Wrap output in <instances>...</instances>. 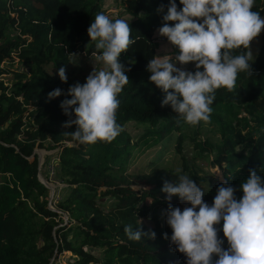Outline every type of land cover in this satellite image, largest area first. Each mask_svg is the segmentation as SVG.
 <instances>
[{
	"label": "trees",
	"instance_id": "obj_1",
	"mask_svg": "<svg viewBox=\"0 0 264 264\" xmlns=\"http://www.w3.org/2000/svg\"><path fill=\"white\" fill-rule=\"evenodd\" d=\"M121 1L136 41L120 57L130 68L129 83L118 96L117 122L123 131L111 143L84 145L71 135L76 125L64 127L69 117L60 105L71 99L70 86L86 82L87 76L78 80L72 69L77 55L102 54L87 29L98 12L106 14L103 0H0V264H51L63 254L71 255L68 264H187L184 254L163 236L167 232L170 237L172 229L162 215L169 202L161 189L165 181H176L175 169L155 170L146 190L134 189L121 174V161L132 145L125 130L129 122L145 126L144 134L177 131L179 153L183 139L190 136L196 150L212 154L211 164L223 168L237 198L243 196L240 185L250 169L264 178V33L252 62L253 75L239 74L235 92H216L210 123L218 126L220 140L214 144L199 139L203 122L193 129L170 105L161 107L165 94L150 81L147 64L156 56L164 14L157 9L164 5L166 12L170 0ZM176 3L182 9L180 0ZM253 11L263 16L264 0L255 3ZM243 51L248 50L235 54ZM15 67L19 73L9 81ZM61 67L67 82L59 77ZM184 67L195 71L194 66ZM56 88L62 94L49 99ZM185 129L193 133L187 135ZM47 143L58 149L55 172L66 185L55 207L49 205L50 190L40 179L36 153ZM182 166L189 169L186 161ZM190 172L193 180L203 179L193 168ZM221 183L217 179L203 189L205 202L213 203ZM104 199L114 202L107 207ZM171 203L182 210L190 206L178 196ZM143 218L152 225L140 222ZM222 224L219 237L226 249ZM125 225L151 229L156 238L130 240Z\"/></svg>",
	"mask_w": 264,
	"mask_h": 264
},
{
	"label": "clouds",
	"instance_id": "obj_2",
	"mask_svg": "<svg viewBox=\"0 0 264 264\" xmlns=\"http://www.w3.org/2000/svg\"><path fill=\"white\" fill-rule=\"evenodd\" d=\"M170 0L165 12L161 5L163 24L158 34L166 37L179 54L173 58L157 55L149 60L150 81L165 94L161 107L170 105L187 124L196 126L211 121L212 105L218 89L237 90L239 74L253 75L252 43L264 33V17L253 11L255 0ZM202 21V22H201ZM169 22H175L171 24ZM95 48L102 50L96 59L107 67L95 68L86 82L70 86L60 107L66 116L64 127L76 125L71 133L80 144L111 143L123 131L117 122L120 108L119 94L129 83L130 71L120 61L122 53L136 41L126 19H111L98 12L87 29ZM248 51L235 54L237 50ZM195 62V71L178 67ZM61 81L67 82L66 69H59ZM62 90L48 93L49 99L59 97ZM73 116L75 118H73ZM240 188L243 196L237 198V189L227 181L218 188L213 203L205 202L204 190L181 169L175 170L176 181H165L162 191L167 193L168 208L162 215L172 229L165 239L184 254L187 264H264V178L253 168ZM173 196L186 202L183 210L173 206ZM227 239L219 237L220 228ZM130 240L156 238V232L139 227L124 226Z\"/></svg>",
	"mask_w": 264,
	"mask_h": 264
},
{
	"label": "rangeland",
	"instance_id": "obj_3",
	"mask_svg": "<svg viewBox=\"0 0 264 264\" xmlns=\"http://www.w3.org/2000/svg\"><path fill=\"white\" fill-rule=\"evenodd\" d=\"M106 7V14L113 20L115 19H126L128 21L127 14L122 9L121 0H103ZM255 3L260 5L263 4V0H255ZM264 17V13L263 16ZM158 33V31H157ZM263 33L255 40L251 48L249 49L253 54V60L256 59L258 53L263 45ZM162 37V36H161ZM158 37L156 56L167 55L169 58H173L179 54L178 48L170 44L166 37ZM97 56L90 57L89 55H77L72 69L75 71V75H79L78 80H81L85 76H88L93 69L97 71L101 69H106V65L96 59ZM189 62L188 66H194L195 62ZM78 65L81 69H78ZM179 65V67H184L186 65ZM19 68H23L21 65ZM20 69L18 67L11 70L12 75L9 76V81L14 79V73H19ZM77 70V71H76ZM72 71V70H71ZM82 72V73H81ZM85 75V76H84ZM203 132L200 140H209L210 142L216 144L220 140L218 134V126L212 125L211 123H203ZM195 126H193V129ZM125 130L130 134L132 145L129 148L128 153L119 167L121 174L126 178L127 182L132 185L136 190H146L149 188L148 179L154 174V171L158 168H171V169H181L183 174L189 175L193 179V175L190 169L193 168L195 172L203 179L198 182L197 178L194 181L202 189H205L209 184L217 179L221 182L225 181V176L223 173V168L220 166H214L211 164L212 154L204 153L202 154L199 150L194 148V143L190 136L183 139L182 152L177 151L178 144V132L174 131L172 134H157V133H146V128L143 125L137 124L136 122H129L125 125ZM185 134H192V131L188 129L184 130ZM190 132V133H188ZM58 149L53 148L50 143L46 144V147H38L36 153L39 158V176L42 182L50 190L49 195V205H54L55 198L59 192L62 191L66 185L61 182L56 176V172L51 174L50 165H56L58 159L55 157ZM186 161L188 163L189 169H184L182 163ZM61 188V189H60ZM107 203L106 206L109 207L113 204L114 199H104ZM146 203L151 205L152 200L147 198ZM50 205V206H51ZM52 207V206H51ZM144 225H152L149 219H141ZM71 255L63 254L58 259L57 264H68Z\"/></svg>",
	"mask_w": 264,
	"mask_h": 264
},
{
	"label": "built area",
	"instance_id": "obj_4",
	"mask_svg": "<svg viewBox=\"0 0 264 264\" xmlns=\"http://www.w3.org/2000/svg\"><path fill=\"white\" fill-rule=\"evenodd\" d=\"M160 37H161V36H160ZM161 38H162V37H161ZM50 167H51V168H50L51 174H54V172H55V165L51 164ZM60 189H61V188H60ZM60 193H61V192H59V193L57 194V196H56V198H55V201H54V205H51V204H50L52 207H55V206H56V202L60 199ZM64 218H65L66 221H68V219H69L68 215H65ZM59 258H60V257H59ZM59 258H58V259H59ZM58 259L55 260V258H53L52 261H51V264H57V263H58Z\"/></svg>",
	"mask_w": 264,
	"mask_h": 264
}]
</instances>
